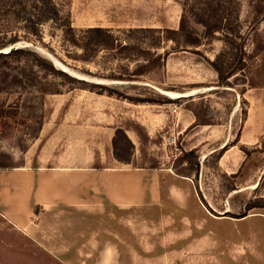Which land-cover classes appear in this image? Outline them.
<instances>
[{
  "label": "rangeland",
  "instance_id": "374dc122",
  "mask_svg": "<svg viewBox=\"0 0 264 264\" xmlns=\"http://www.w3.org/2000/svg\"><path fill=\"white\" fill-rule=\"evenodd\" d=\"M54 1L59 21L42 23L40 40L26 36L18 24L5 26L8 19L0 17V50L17 45L31 51L0 61V155L6 156L0 161L9 169L133 171L154 165L192 185L202 206L228 211V217L219 215L225 224L209 253L199 251L210 238L190 246L189 253L169 252L166 234L149 226L139 239L145 253H174L176 264H233L229 257L235 264H264V208L245 212L241 222L230 221L247 200L264 202V154H259L264 152V87L249 88L238 74L226 85L218 82L205 62L223 49L218 37L182 48L181 39L169 32L178 27V0ZM229 2L231 8L237 4L246 31L254 14L249 0ZM62 24L70 28L65 35ZM97 27L115 39L111 49L83 47L105 39L84 33ZM256 27L264 35V21ZM78 39L82 42H69ZM36 59L78 82L46 74ZM51 87L54 93L46 91ZM214 212L209 214L217 216ZM194 216L200 215L194 210ZM75 220L68 212L38 217L42 238L36 242L0 218V264H56L47 253H73L74 235L87 230L70 234ZM64 229L68 232L59 236ZM127 240L122 243L136 246ZM125 249L119 244L120 253Z\"/></svg>",
  "mask_w": 264,
  "mask_h": 264
},
{
  "label": "crops",
  "instance_id": "0c3cea01",
  "mask_svg": "<svg viewBox=\"0 0 264 264\" xmlns=\"http://www.w3.org/2000/svg\"><path fill=\"white\" fill-rule=\"evenodd\" d=\"M225 152H219L218 159ZM195 194L192 185L172 178L163 169H0V218L16 233L40 241L38 217L60 212L71 213L77 220L70 223V234L87 229L79 231V237L74 235L73 253L48 250V256L56 264H176L174 253H145L148 251L144 242H139L146 234L145 226L162 229L166 234L163 239L168 238L164 245L167 244L169 252L189 253L190 246H198L210 238L199 251L202 255L209 253L225 217L208 205L202 206ZM194 210L200 216H194ZM157 211L154 218L144 217L146 213L152 217ZM245 219L244 216L230 221ZM68 230L64 229L59 236ZM130 238L136 246L124 244ZM119 244L126 248L124 253L118 251ZM229 260L235 264L231 257Z\"/></svg>",
  "mask_w": 264,
  "mask_h": 264
},
{
  "label": "trees",
  "instance_id": "16d2710c",
  "mask_svg": "<svg viewBox=\"0 0 264 264\" xmlns=\"http://www.w3.org/2000/svg\"><path fill=\"white\" fill-rule=\"evenodd\" d=\"M261 1L249 0L254 14L251 18L252 23L246 27V31H243L244 29L240 28L238 22L237 4L231 8L229 0H178L181 11L178 27L175 31L169 32L181 39L182 48L188 46L198 47L202 38L212 39L218 37V40L223 44V49L212 61L205 60L218 82L226 85L227 79L234 78L238 74L243 77L249 88L264 87V35L256 27L262 20L264 21V13H262L264 7L260 5ZM0 17L8 19L5 26L12 24L16 27V24H18L24 30L26 36L40 40L39 26L42 23L59 21V11L54 0H0ZM62 25L64 26L63 34L65 35L70 31V28L64 24ZM193 26H198L201 32L197 33ZM84 33L88 35L95 34L105 39L98 42H85L83 47L91 44L89 46H101L100 48L103 47V49H111L113 46L115 39L112 38L107 30L98 27L88 28ZM78 41L82 42L80 39L69 40L73 45L77 44L76 42ZM248 42L250 49L246 51L245 45ZM116 46H119L120 49H125V46H120V44ZM29 54H31V51L17 48L5 54H0V61L15 59ZM156 59H160V56L158 55L151 60L155 62ZM35 61L46 74L54 78L66 83L78 82L65 72L53 68L48 62L38 59ZM145 61L147 62V59ZM55 90L51 87L50 90L46 91H53L54 93ZM138 100L136 99L135 101L138 102ZM255 152L257 151L255 150ZM220 154L216 155V159L220 157ZM259 154H264V152L260 151ZM0 158H6V156L0 155ZM0 169L9 168L0 161ZM144 169L155 170L157 168L154 165H150ZM258 186L259 184L256 188ZM261 208H264V202L260 198L249 199L245 202L241 212L231 218H242L245 216V212ZM225 216L228 217V215Z\"/></svg>",
  "mask_w": 264,
  "mask_h": 264
},
{
  "label": "water",
  "instance_id": "95a60500",
  "mask_svg": "<svg viewBox=\"0 0 264 264\" xmlns=\"http://www.w3.org/2000/svg\"><path fill=\"white\" fill-rule=\"evenodd\" d=\"M17 45H11L10 47H8L6 50H0V54H5L7 52H9L10 50H14L17 49ZM183 97V96H179L178 98ZM226 213H228V211H223L222 213H219L220 216H225Z\"/></svg>",
  "mask_w": 264,
  "mask_h": 264
},
{
  "label": "bare ground",
  "instance_id": "6f19581e",
  "mask_svg": "<svg viewBox=\"0 0 264 264\" xmlns=\"http://www.w3.org/2000/svg\"><path fill=\"white\" fill-rule=\"evenodd\" d=\"M4 50H6V48L5 49H3V51ZM164 94H166L167 96H169V98L171 97V98H175V97H179V96H182L181 94H178V93H172V92H163ZM255 186H256V184H254L253 186H252V188H255Z\"/></svg>",
  "mask_w": 264,
  "mask_h": 264
}]
</instances>
